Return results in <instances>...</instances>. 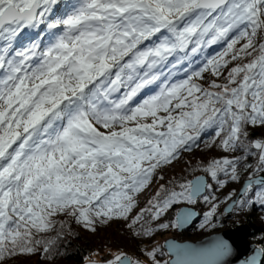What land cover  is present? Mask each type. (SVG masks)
I'll return each instance as SVG.
<instances>
[{
    "label": "snow or ice",
    "instance_id": "obj_1",
    "mask_svg": "<svg viewBox=\"0 0 264 264\" xmlns=\"http://www.w3.org/2000/svg\"><path fill=\"white\" fill-rule=\"evenodd\" d=\"M60 5L0 0V264L41 249L51 259L66 226L59 216L91 231L130 220L134 235L148 236L150 221L202 198L211 207L200 227H215V189L202 177L179 191L161 186L149 208L129 216L134 194L156 170L209 130L208 147L241 154L203 170L219 188L251 170L234 206H264V138L249 132L264 128V0H76L58 13ZM213 45L222 50L173 82L185 61L187 73ZM205 72L217 78L207 87L197 82ZM152 86L158 91L133 107ZM146 213L150 220L142 224ZM194 215L181 210L171 226ZM57 226L56 237L46 239ZM169 247L176 259L165 264H224L232 253L223 239L200 249ZM147 255L160 264L156 250ZM261 257L264 247L242 264ZM107 264L141 262L120 253Z\"/></svg>",
    "mask_w": 264,
    "mask_h": 264
},
{
    "label": "rangeland",
    "instance_id": "obj_2",
    "mask_svg": "<svg viewBox=\"0 0 264 264\" xmlns=\"http://www.w3.org/2000/svg\"><path fill=\"white\" fill-rule=\"evenodd\" d=\"M239 47V45H237ZM231 66V65H230ZM227 74V71L225 70V75ZM204 79H200L197 82L203 84L205 87L208 86V84L214 80L217 79L216 77H213L210 72H205L203 74ZM219 83H223V78H220L217 80ZM253 130L260 131V134L258 135L257 139L264 138V128H250L249 132L252 133ZM204 134V135H203ZM214 135L212 130H209L206 133L201 134V139L196 142L189 151H181L178 155V158L173 160L172 163L163 165L161 168H158L153 175L152 181L139 193L134 194V201H135V207L129 213L130 218L135 217L136 215L140 214L142 209H147L150 207L149 201L152 200L156 193L160 190L161 186H163L166 189H175L179 191V185L181 183H186L188 181H191L194 177L198 175H205L208 179V183L213 185V189H215L214 195L217 197V212H216V219L213 221L215 224V227H212L211 225H206L205 227H200L201 223L204 219V213L210 210V203H205L203 199L197 201L195 204H189L187 202H182L176 205H173L171 209H169L167 212H165L162 215V219L165 221L170 220L171 223H173L176 220V215L180 209L181 206H191L194 208H198L199 211L201 210V206H209L208 209H205L202 211L203 216L200 218V220L196 223L194 227H192L189 232L191 233V236L188 237H180V234L185 233L179 232L177 227H169L171 232L162 235V237H158L154 240H152L150 243L146 244L144 249L146 252V256L141 257L139 255H135L134 253H125L128 256L132 257L134 260H138L141 262V264H153L152 258L147 255L148 252L156 250V256L155 259L160 262V264H165V254L163 253L164 250V243L167 239L170 238H176L179 241H185V240H192L197 241L200 239H203L204 237L222 232L226 229H229L230 226L236 224L241 225L246 222L247 212L253 211V208L251 207H240L238 205L234 206L231 212H226V208L231 202V200L227 199L230 193L236 192L238 193L244 182L247 180L249 175L251 174V170L245 171L244 174L240 175V180L238 182H231L229 181L225 187L219 188L218 185H216L215 181L211 179V176L206 173L203 169L208 166L209 163H211L213 160L221 159L225 156H232V155H240L241 153H226L222 151L220 148L216 146L208 147L206 142H210L211 137ZM256 159V158H255ZM255 161H252V164H254ZM162 177V179H161ZM223 178V177H221ZM246 178V179H245ZM232 188V189H231ZM226 189H231V192L229 194H226ZM254 197V193L251 194ZM234 198V197H233ZM203 204V205H202ZM259 205V204H256ZM250 208V209H249ZM256 211L257 220L260 222L264 219V207L259 205ZM173 212V213H172ZM172 213V218L169 219L170 214ZM149 216V215H148ZM144 217H147V215H144ZM67 218H72L68 216H59L56 219L58 221H62ZM73 219V218H72ZM118 219H113L108 224L103 225L97 223L95 225L96 229H105L110 227H117L121 229L124 227V224H117ZM161 221V219H159ZM76 222V220H75ZM77 223V222H76ZM127 223V222H125ZM153 223V222H152ZM151 223V224H152ZM82 225L83 228L89 229L84 226L83 223H78ZM253 237V236H252ZM250 237V239L252 238ZM260 240H262V236L258 235L256 236ZM258 239V240H259ZM253 242V240H252ZM262 246V245H261ZM123 251L120 250H114L111 255L104 254L102 259L97 258L95 259L96 264H107L108 261L113 260L116 255L120 254ZM169 262V259H168Z\"/></svg>",
    "mask_w": 264,
    "mask_h": 264
},
{
    "label": "trees",
    "instance_id": "obj_3",
    "mask_svg": "<svg viewBox=\"0 0 264 264\" xmlns=\"http://www.w3.org/2000/svg\"><path fill=\"white\" fill-rule=\"evenodd\" d=\"M257 134H260V131L253 130L251 133V138L257 139ZM255 160V157H250L248 163H252V161ZM244 172L245 171L241 170V174H244ZM231 189H226L225 193L229 194ZM208 207L201 206L200 209L204 211L205 209H208ZM172 213L170 214L169 219L172 218ZM145 215H147V217H144V219L141 221L142 224L145 221L150 220L148 214L146 213ZM256 215L258 216L255 210L249 212L246 217L248 218L246 224L252 226L255 229V233L252 235L253 237L251 236L253 243H256L260 246L262 245V247H264V220L262 222H260V220L257 221ZM160 219L161 221H150V226L153 228L151 235L136 236L127 226L130 220L124 221L118 219L117 224H124V227L121 229L117 227H110L91 231L90 229H85L82 227V225L76 223L75 219L67 218L62 220L66 226L62 230V235L56 241V244L50 253L51 259L46 258V254L41 249L32 255H22L8 259L5 264H92L93 261L95 262V259H102L104 254L111 255L114 250L123 251L121 253L132 252L135 255L144 257L146 256L144 249L146 244L158 237H162L164 234L171 232L169 228L172 226L168 228H160L159 225L162 223L172 225L173 223H171L170 220L165 221L162 219V216ZM58 231H61L59 226H57L56 230L43 235L46 239H51L56 237ZM258 235L262 236V240L256 237ZM188 236H191L189 231L180 234V237ZM163 253L165 254V262H168L169 256L166 252L163 251Z\"/></svg>",
    "mask_w": 264,
    "mask_h": 264
},
{
    "label": "water",
    "instance_id": "obj_4",
    "mask_svg": "<svg viewBox=\"0 0 264 264\" xmlns=\"http://www.w3.org/2000/svg\"><path fill=\"white\" fill-rule=\"evenodd\" d=\"M198 177L204 178L205 182L208 183L207 177L202 174L194 177L192 181H194ZM246 183L247 180L244 182V184ZM242 190H243V186L241 190L237 193V196H235L227 206L226 212L229 213L232 211V209L234 208V200L239 198V194L242 192ZM185 209L192 211L193 213H195V215L190 223H188L185 226L178 227L179 232L186 231L189 228H191L200 217V211L197 208L191 206H182L178 212ZM254 233H255V229L248 224L234 225L229 227V229H226L219 233L208 235L203 239L197 241H192V240L179 241L176 238L167 239L164 243V249L167 251L169 256H172V258L169 259V262H171L176 259V254L174 251L170 250L169 246H173V245L192 246L193 248L200 249L210 246L216 240L223 239L226 240L231 245L232 248V253L230 256L225 258L224 264H242L243 261H245L250 256L254 255L257 249L260 248L259 246H257L256 244L250 241V237ZM263 260L264 257H261L259 264H262Z\"/></svg>",
    "mask_w": 264,
    "mask_h": 264
},
{
    "label": "flooded vegetation",
    "instance_id": "obj_5",
    "mask_svg": "<svg viewBox=\"0 0 264 264\" xmlns=\"http://www.w3.org/2000/svg\"><path fill=\"white\" fill-rule=\"evenodd\" d=\"M245 179H246V178H245ZM251 208H253V210H257L256 207H251ZM249 209H250V208H249ZM248 213H249V211L247 212V214H248ZM250 219H251V218H250ZM247 220H248V218H246V222H247ZM257 221H258V220H257ZM246 222H245V223H246Z\"/></svg>",
    "mask_w": 264,
    "mask_h": 264
}]
</instances>
